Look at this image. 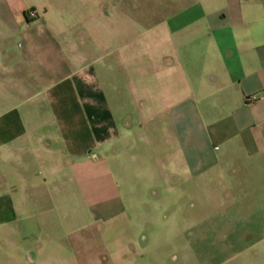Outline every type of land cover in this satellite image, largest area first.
I'll list each match as a JSON object with an SVG mask.
<instances>
[{
  "label": "crops",
  "instance_id": "0c3cea01",
  "mask_svg": "<svg viewBox=\"0 0 264 264\" xmlns=\"http://www.w3.org/2000/svg\"><path fill=\"white\" fill-rule=\"evenodd\" d=\"M134 25L142 28L131 35ZM125 146L140 147V166L169 167L145 175L171 187L210 158L264 164V0H0V177L24 187L45 177L28 194L0 190L4 259L203 264L210 243L193 206H170L164 239L147 238V217L128 216L143 209L126 207L115 188L111 165ZM65 177L79 185L91 222L25 223L61 213L55 199L65 193L45 187ZM99 177L106 190L93 189ZM121 219L112 249L91 233L98 221ZM149 243L159 249L145 250ZM215 246L221 253L226 244Z\"/></svg>",
  "mask_w": 264,
  "mask_h": 264
},
{
  "label": "rangeland",
  "instance_id": "374dc122",
  "mask_svg": "<svg viewBox=\"0 0 264 264\" xmlns=\"http://www.w3.org/2000/svg\"><path fill=\"white\" fill-rule=\"evenodd\" d=\"M68 1L74 3V0ZM152 8L155 7L148 6V12ZM132 15L135 17L137 11L136 14L135 11H132ZM72 23L74 21H68V24ZM151 24L152 21H148L147 27ZM131 25L133 24L131 23ZM134 26V29H131V35L134 32H139L142 28V25ZM118 43L120 41H116L115 44ZM6 103L8 102L5 101L4 106ZM36 104H39L40 110H46V106L41 105V102H36ZM125 148L126 152L123 157L111 165L115 175V188L122 195L121 199L126 207L143 209L140 214L131 211L128 216L142 223L147 217L145 221L151 223L152 228L155 229L154 231L153 229L146 230L147 238L150 239L155 233H160L163 239L167 238L170 229L162 228L161 223L164 222L165 216L171 215L172 208L170 206L174 207L178 202L182 206L191 205L194 207L192 208L194 211L192 217L195 221H199L201 218L205 219V229L200 231H202V239L205 241L207 239L210 243L208 248L210 252L205 253L203 264H217L218 262L220 264H264V164L248 163L234 155L229 156L225 162L220 160L219 163L214 162V158H210L194 170L193 177L180 175L178 182L171 187L169 185L171 181H165L167 177L145 175L150 171L156 175L158 169L162 173L163 169L166 171L169 170V167L165 166L161 170L160 167L156 169L151 166H140L137 161L140 147L125 146ZM112 152L109 151L108 154ZM103 153L100 155L105 156L107 151L104 150ZM215 153H220L219 149H216ZM203 167L210 169L205 174L198 175L197 172ZM0 178L1 191L15 187L28 194V192L34 191L35 184L39 185V182L45 177H38L37 181L32 180L28 187L22 185L21 178ZM49 185L48 188L45 187V190H49L51 193L61 190L65 193L64 197L55 199L56 205H54L53 199L51 201L52 205L57 206L56 209L60 207L61 213L51 212L39 215L34 219L26 220L25 223L61 221L65 222L69 228L73 226L85 227L91 222L90 213L86 210L84 199L78 193L80 188L74 177H65L60 180L51 179ZM95 185L97 187H93V189L96 188L100 191L107 189L101 177L98 178ZM156 191L159 194L158 197L151 194ZM166 191H173V194L183 197H172V194H167ZM185 195L189 196L184 197ZM63 208H65L64 211ZM144 213L147 214L144 215ZM118 221H98L93 226L91 233L99 243L108 241V247L112 249L114 247L113 239L118 237L121 232V229L117 227L122 224V219ZM198 230L195 231L196 238ZM49 233L54 237L58 231L51 230ZM140 236L139 234L137 238L139 239ZM218 242L226 244L221 253H218V247L215 246V243ZM215 247L217 251L212 253ZM156 248L159 249L149 243L145 250ZM4 254L0 253V264H10L4 259ZM19 255L18 260L12 264H47L41 261V257L31 263L27 254L19 253Z\"/></svg>",
  "mask_w": 264,
  "mask_h": 264
},
{
  "label": "built area",
  "instance_id": "2783aa9c",
  "mask_svg": "<svg viewBox=\"0 0 264 264\" xmlns=\"http://www.w3.org/2000/svg\"><path fill=\"white\" fill-rule=\"evenodd\" d=\"M258 98H259L258 95H253V96L250 97V100L251 101H254V100L258 99Z\"/></svg>",
  "mask_w": 264,
  "mask_h": 264
}]
</instances>
